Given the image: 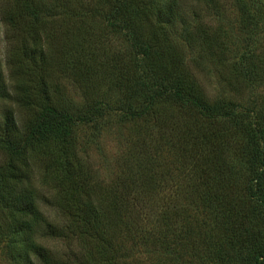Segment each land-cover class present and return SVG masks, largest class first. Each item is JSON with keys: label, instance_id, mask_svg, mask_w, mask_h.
<instances>
[{"label": "trees", "instance_id": "16d2710c", "mask_svg": "<svg viewBox=\"0 0 264 264\" xmlns=\"http://www.w3.org/2000/svg\"><path fill=\"white\" fill-rule=\"evenodd\" d=\"M8 1L0 15L15 86L8 89L0 67V95L32 112L23 123L11 111L0 115V152L9 156L0 165V236L13 264H70L44 239L78 240L74 264H264V106L210 98L187 71L165 30L181 26L189 42L182 1ZM256 3L237 0L246 38L264 45V2ZM62 8L71 9L63 69L83 80L80 103L53 98V59L41 42L55 24L44 19ZM98 16L95 36L87 24ZM210 39L205 27L187 45L212 62ZM232 63L253 91L264 85V50L249 45ZM112 118L130 129V145L107 181L80 146L83 130L99 136ZM33 161L44 166L50 194L30 184Z\"/></svg>", "mask_w": 264, "mask_h": 264}, {"label": "rangeland", "instance_id": "374dc122", "mask_svg": "<svg viewBox=\"0 0 264 264\" xmlns=\"http://www.w3.org/2000/svg\"><path fill=\"white\" fill-rule=\"evenodd\" d=\"M184 5V12L187 17V27L189 29V42L193 47V36H196L198 29L207 30L211 35V50L214 51V61L206 55L202 54L200 58L197 53L193 55L192 48H189L187 38L182 34L183 32L177 30L181 26L167 25L165 30L167 31L169 40H172L177 56L185 62L186 69L192 76H195L202 86L206 89L210 98H226L228 100L236 101L244 104L252 98H258V102L264 106V85H261L258 89L254 90L248 87L242 78L236 76L232 62L239 59V55L250 47L257 50V52L264 50V45L252 43L248 38V35L242 31V12L239 10L237 0H214L216 5L208 4L205 0H181ZM257 0H247L250 7L257 6ZM264 2V0H260ZM8 0H0V8L8 4ZM74 6L72 9L78 10L76 2L71 3ZM215 7H217L215 9ZM62 13L55 15L54 17H46L45 23L47 27H52L50 23L53 21L54 27L46 29L44 37L41 42L44 44V51L51 59H53L51 65L47 68L49 79L52 83L53 98L67 96L70 99H74L77 103L81 102L84 94L83 80L74 77H69L63 69L64 54L66 48V38L64 35V28L66 26L68 11L71 9L62 8ZM65 10V12H64ZM67 10V11H66ZM198 12V17H196ZM101 16L96 17L90 21L89 28H92V32L101 33L100 29H97L99 25H103ZM41 19V17L39 18ZM81 26V24H77ZM41 27V26H40ZM175 27V28H174ZM11 29V28H10ZM43 29V28H42ZM6 26L3 23L0 15V67L3 72V78L8 86V89L12 92L15 86L14 80L10 78V70L7 66L6 58L7 51L11 48L5 39ZM12 31V29H11ZM15 40L13 45H17L15 48H19L17 33L12 31ZM94 38V37H93ZM109 39V38H108ZM120 43L121 41L114 38L113 43ZM264 43V38L262 39ZM118 43V44H119ZM122 43V42H121ZM107 44L110 43L107 41ZM221 45L224 48V52L218 47ZM245 46V47H244ZM99 53V52H98ZM101 53V52H100ZM99 53V54H100ZM239 53V55H238ZM261 54V53H260ZM100 57V56H99ZM200 58V59H199ZM198 59L199 63L195 60ZM217 60V62H216ZM1 96V95H0ZM11 111L14 113L18 121H25L32 114L25 108L19 107L15 102L0 97V115L4 112ZM22 122V123H23ZM111 124L101 130V134L98 136L97 130L93 127H87L81 134V152L84 154L83 158L87 156V160L90 162V166L93 168L98 176L104 180H111L115 178L117 173V166L123 151L130 145V129L125 126L121 127L116 124V118L111 119ZM88 139L91 142H87ZM89 140V141H90ZM94 140V142L92 141ZM129 142V144H128ZM84 151V152H83ZM9 160V156L6 153L0 152V165ZM33 167L30 172L26 170L32 177L33 187H36L34 191L49 193L46 183H44V166L37 161H33ZM52 191H50L51 193ZM49 193V194H50ZM2 206V205H0ZM45 215L49 220L61 225H66V218H64L56 210L47 206H43ZM1 211V207H0ZM3 223V219L0 213V224ZM44 244L51 249L55 255L61 259H68L70 264L73 263L74 258L72 255L80 251L81 243L77 240H63V239H44ZM10 246L8 240L0 236V264H13L10 260ZM139 250V249H138ZM140 249L139 254L144 258L146 253ZM75 255V254H74ZM77 264V263H76Z\"/></svg>", "mask_w": 264, "mask_h": 264}]
</instances>
